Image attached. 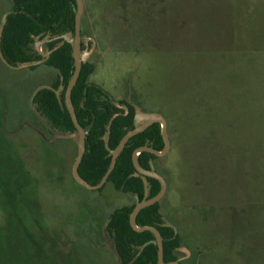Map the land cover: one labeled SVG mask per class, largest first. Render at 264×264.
I'll return each instance as SVG.
<instances>
[{
	"label": "rangeland",
	"instance_id": "1",
	"mask_svg": "<svg viewBox=\"0 0 264 264\" xmlns=\"http://www.w3.org/2000/svg\"><path fill=\"white\" fill-rule=\"evenodd\" d=\"M83 5L88 82L166 119L170 147L154 172L166 181L160 211L180 237V264H264V0ZM11 9L12 0H0V30ZM45 43H34L44 58ZM57 78L43 62L13 68L0 54V264H33L51 241L61 246L59 264H120L106 224L135 197L74 181V139L48 136L32 109L35 91ZM5 139L26 147L19 153L32 164L38 194L30 205L42 218L32 232L5 195Z\"/></svg>",
	"mask_w": 264,
	"mask_h": 264
},
{
	"label": "trees",
	"instance_id": "2",
	"mask_svg": "<svg viewBox=\"0 0 264 264\" xmlns=\"http://www.w3.org/2000/svg\"><path fill=\"white\" fill-rule=\"evenodd\" d=\"M76 12V0H12V9L6 15L0 31V54L7 66L17 68L29 64L34 67L43 62L57 71V81L50 87L39 89L32 99L36 110L52 128V131L46 129L50 137L76 132L64 103V92L74 72L73 47L63 38L67 33L73 36ZM37 37L48 38L45 46L49 55L45 58L34 48ZM93 70L90 62L82 63L79 78L71 93V105L86 134L85 151L78 174L90 185L99 183L110 165L111 156L106 146L115 149L122 137L137 126V109L133 104L124 99L116 103L100 87L88 82ZM59 87L62 90L57 95L55 90ZM10 141L5 139L3 142L6 151V164L3 165L5 195L28 233L42 221L41 217L34 219V216L37 217L34 209L39 212V205H30L36 202L37 183L31 173V161L19 153L26 147L17 142L15 148ZM143 146L156 151L163 149L159 123L150 125L127 141L104 184H110L114 190L135 197L134 203L114 210L106 224V231L121 264H157L155 236L149 231L136 232L129 224V215L135 204L144 197L153 198L161 188L160 183L153 178H146L147 186H144L142 179L133 175L132 154ZM158 159L148 152H140L137 156L140 167L146 171H154ZM69 178L73 181L71 176ZM41 192L45 197L51 196L47 186H43ZM24 208L32 210V214ZM135 223L138 227H155L162 238L164 263L180 264V237L164 220L159 202L142 209ZM57 242L51 241L52 249L48 252L44 251L43 246L40 251L37 249L33 264H59L61 261L57 259L56 249L61 246H57Z\"/></svg>",
	"mask_w": 264,
	"mask_h": 264
},
{
	"label": "water",
	"instance_id": "3",
	"mask_svg": "<svg viewBox=\"0 0 264 264\" xmlns=\"http://www.w3.org/2000/svg\"><path fill=\"white\" fill-rule=\"evenodd\" d=\"M76 5H77V12H76V17H75L73 40H70V37L72 36L70 33H67L63 36L64 40L68 41L73 47V59H74V72H73L72 78L68 82L66 89H65V92H64V103H65V106H66V108L70 114L72 123L76 129L75 133H73L71 135H66V136H71L74 139L75 143L77 144V156H76V159H75L73 166H72V169H71L72 177L78 185H80V186H82L88 190H99L107 182V179H108L110 173L112 172V170L115 167L117 156L122 151V149L124 148L127 141L132 136H134L135 134L144 131L150 125H152L154 123H159L160 127H161V136H162V140H163V144H164L163 149L161 151H156L151 147H147V146L140 147L133 152L132 163H133V167L135 169V172L133 175L135 177H140L143 181L144 186H147V179L146 178H153L160 183L161 188H160L159 193L156 196H154L153 198L145 199V197H144V199L142 201L137 202L135 204L132 212L129 215V224L132 227V229L136 232L141 233V232L149 231L155 236L156 244L158 247L157 264H165L164 259H163V242H162V238H161V235L158 232V230L153 226L138 227L135 223V220H136L137 214L142 209L159 202L161 200V198L163 197V195L165 194V191L167 188L166 181L161 175H159L158 173H155L154 171H146V170L142 169L140 167L138 161H137V156L140 152H148V153H151L157 157H162L165 154H167L169 147H170V142H169V138H168V134H167V130H166L167 129L166 119L160 114L137 113L135 116L136 123L141 122V121H142V123L137 125L134 129L128 131L122 137V139L120 140L119 144L117 145V147L115 149L111 150L108 146H106V149L108 150V152L111 156V161H110V165H109L107 171L105 172V174L103 175V177L101 178L99 183H97L96 185H90L79 177L78 167L82 161V157H83V154L85 151V135L86 134H85L84 130L82 129V127L80 126V124L78 123L76 115H75L74 110H73V107L71 105V93H72V90H73V88H74V86H75V84L79 78L80 71H81V65H82V63H85L86 60H85L84 56L80 57V50H81L80 23H81V17L83 14V10H84L83 0H76ZM18 9H19V7H18ZM48 55H49V53L46 55V57ZM38 90L35 91L33 97L35 96V94L37 93ZM61 90H62V87H59L57 90H55V93L58 95ZM33 97H32V99H33ZM32 109H33L34 113L36 114V116L38 117V119L41 121V123L47 129L52 131V128L50 127V125L42 117V115L36 110L34 105L32 106ZM116 255H117V253H116ZM119 262H120V260H119ZM120 264H121V262H120ZM169 264H178V263L172 262Z\"/></svg>",
	"mask_w": 264,
	"mask_h": 264
},
{
	"label": "flooded vegetation",
	"instance_id": "4",
	"mask_svg": "<svg viewBox=\"0 0 264 264\" xmlns=\"http://www.w3.org/2000/svg\"><path fill=\"white\" fill-rule=\"evenodd\" d=\"M37 38H39V37H37ZM36 39V38H35ZM46 41L48 40V38L47 39H45ZM38 51V50H37ZM39 52V51H38ZM40 53V52H39ZM41 54V53H40ZM138 125V124H137Z\"/></svg>",
	"mask_w": 264,
	"mask_h": 264
}]
</instances>
